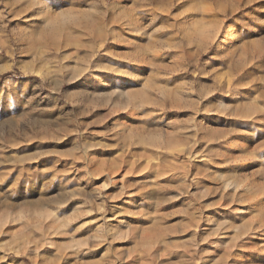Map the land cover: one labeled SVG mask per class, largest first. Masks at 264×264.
I'll return each instance as SVG.
<instances>
[{
    "label": "rangeland",
    "instance_id": "rangeland-1",
    "mask_svg": "<svg viewBox=\"0 0 264 264\" xmlns=\"http://www.w3.org/2000/svg\"><path fill=\"white\" fill-rule=\"evenodd\" d=\"M0 264H264V0H0Z\"/></svg>",
    "mask_w": 264,
    "mask_h": 264
},
{
    "label": "bare ground",
    "instance_id": "bare-ground-1",
    "mask_svg": "<svg viewBox=\"0 0 264 264\" xmlns=\"http://www.w3.org/2000/svg\"><path fill=\"white\" fill-rule=\"evenodd\" d=\"M54 5V4H53ZM52 3L48 4L46 7H45V10H44V14H45V18L48 22H51L54 20V14H53V6ZM209 35V34H208ZM244 143V142H243Z\"/></svg>",
    "mask_w": 264,
    "mask_h": 264
}]
</instances>
